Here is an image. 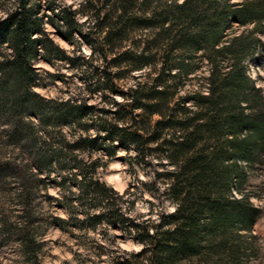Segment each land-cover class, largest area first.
<instances>
[{"label": "trees", "instance_id": "16d2710c", "mask_svg": "<svg viewBox=\"0 0 264 264\" xmlns=\"http://www.w3.org/2000/svg\"><path fill=\"white\" fill-rule=\"evenodd\" d=\"M89 2L99 5L91 26L99 31L94 50L108 63L98 73L96 90L129 98L122 105L129 114L140 110L134 117L142 125H117L103 109L35 92L33 62L63 55L44 30L39 5L16 0L0 19V123L8 138L24 140L35 162L60 165L52 149H35L32 121L25 118H37L46 129L50 122L84 125L86 116L98 112L95 136L81 134L65 143L82 196H106L107 189L93 179L98 162L77 159L80 145L96 151L105 143L147 144L148 154L158 150L171 166L162 176L174 209L154 225H131L143 247L133 254L137 263L122 264H251L259 210L243 186L264 155V93L249 77L250 64L264 54V0ZM131 28L145 33L126 47L123 35ZM122 68L127 74L147 68V79L126 93L117 91L114 80L124 77ZM202 68L207 75L198 77ZM196 78L199 83L185 87ZM10 170L0 164V175ZM23 244L35 251L27 237Z\"/></svg>", "mask_w": 264, "mask_h": 264}, {"label": "rangeland", "instance_id": "374dc122", "mask_svg": "<svg viewBox=\"0 0 264 264\" xmlns=\"http://www.w3.org/2000/svg\"><path fill=\"white\" fill-rule=\"evenodd\" d=\"M32 1L39 5L47 36L62 51L58 55H63L57 58L50 53L46 54L48 60L33 62L37 74L33 90L45 99L103 109L117 125H142L140 117H134L140 110L129 114L128 107L122 105L129 98L106 88L96 90L101 86L96 84L98 73L108 64L94 50L99 31L91 26L99 5L93 6L89 0ZM15 6L16 0H0V19ZM144 31L127 30L123 35L129 39L125 46H133L132 41ZM261 38L264 42V36ZM119 71L124 77L115 79L114 84L117 91L126 93L134 82L147 79L149 69L129 74L124 68ZM195 74L204 77L207 70L202 68ZM249 77L264 93V54L250 64ZM199 82L196 78L185 87L192 88ZM96 115L98 112L93 111L81 121L86 124L80 126L75 122H50L47 130L41 128L37 118H25V122L32 121L35 149H52L61 166L57 162H35L24 140L8 138V128L0 123V164L11 169L0 175V264H122L128 260L137 263L133 254L143 245L136 240L131 225H154L161 214L173 211L174 202L166 194L162 176L171 166L158 150L148 154L147 144L105 143L103 149L96 151L80 145L74 152L77 159L87 163L96 160L100 166L93 179L107 189L106 196L93 193L85 198L80 194L74 179L80 176H73L77 169L69 170L73 162L65 143L74 142L81 134L95 136L99 129ZM261 159L243 186L259 210L253 225L255 252L251 264H264V155ZM24 237L32 242L35 251L26 250Z\"/></svg>", "mask_w": 264, "mask_h": 264}]
</instances>
